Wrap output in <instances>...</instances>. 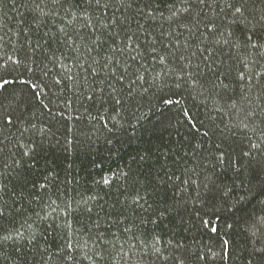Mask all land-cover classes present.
Segmentation results:
<instances>
[{"label":"trees","instance_id":"trees-1","mask_svg":"<svg viewBox=\"0 0 264 264\" xmlns=\"http://www.w3.org/2000/svg\"><path fill=\"white\" fill-rule=\"evenodd\" d=\"M172 2L88 9L97 29L91 38L104 42L97 49L101 62L117 32L118 47L127 32L145 52L140 63L121 57L132 65L129 75L143 64L144 80L132 83L134 76L116 81L108 70L94 77L86 49L74 51L77 37L64 43L60 29L73 15L81 37L93 31L81 27L87 20L73 5L53 10L41 0H0V64L8 65L5 79L16 81L0 97V112L14 119V126L0 122V225L7 230L0 235L14 234L24 221L31 225L20 229L23 239L0 244V264H264V236L251 235L246 217L234 213L218 222L211 216L223 185L247 183L240 166L251 172L264 153V50L247 39L257 40L264 0H244L247 7L235 18L223 0H190V10L176 15ZM113 14L121 23L109 31L104 25L111 21L102 17ZM209 21L228 43L207 38ZM152 47L158 51L149 53ZM177 65L197 71L203 87L177 88L180 76H163L162 68ZM33 83L39 87L31 89ZM161 97L180 103L164 105ZM253 143L260 149H251L255 159L244 157ZM201 217L213 224L201 226Z\"/></svg>","mask_w":264,"mask_h":264},{"label":"snow or ice","instance_id":"snow-or-ice-1","mask_svg":"<svg viewBox=\"0 0 264 264\" xmlns=\"http://www.w3.org/2000/svg\"><path fill=\"white\" fill-rule=\"evenodd\" d=\"M27 2V0H25ZM35 2V0H33ZM200 3L203 2V0H199ZM41 3H50L52 5V9L54 10L57 7H63L65 4H71L73 5L77 10H79V14L81 16H84L87 20L85 24H83L81 27L83 28H89L93 27V19L91 15L88 13V9H92L93 12H97L100 10L107 11L108 9H111L113 4L118 3L120 7H123L125 4H128L129 7L133 3V0H41ZM177 3L181 5H185V7L176 9ZM223 3L225 6L232 10L234 18L236 17V14L243 15V12L246 9V4L244 3V0H223ZM39 7V5H37ZM192 7V4L190 0H173L171 4L168 5L169 10L175 9L173 11V15H176V12H188L190 8ZM53 10H50L52 15H56ZM102 19L108 20L110 19L111 24H105L104 27L107 28L109 31H111V27L116 26L119 22L115 15L113 14L112 17L103 16ZM126 19V17H125ZM74 21H77V16L73 15V19L69 20L64 28L60 29V32L64 33V43L67 44L69 40L72 39V36L75 35L77 37L78 43L76 45V48L74 51H79L80 47H84L86 49L88 57L91 59V63L89 64L90 72L93 74V76H98L100 72H103L105 70L110 71L113 74V78L116 81H124L125 79H129L130 75L134 76L135 79L132 80V83H136L137 81L144 80V76L140 74V68H143V64H140V68L134 70L129 75V68L132 67V65L128 61L121 60V57L127 53V56L129 57V60L132 62L140 63V61H143L145 59V52L140 48V46L136 43L133 36L134 34H130L125 32L124 36L125 39L123 41V47H118L115 43V37L119 36L120 33H115L114 36L110 37L112 39V44L109 45L110 52L106 54L107 59H105L103 62H101L99 57V52H97V49L103 50V41L100 40L99 37H97L96 40H92V36L96 34L97 29L93 27V31L91 33L86 34V37H81L80 32L78 29L74 27ZM260 27L258 29L259 35L257 36L256 41H252L251 36H248L247 39L249 41V47L253 49H261L264 50V15H261L260 21H259ZM73 25V29L71 32H69L68 26ZM206 28H208L207 38L210 40H214L215 43L219 44L221 43V40L223 39L224 43H228L229 40L224 38V32L221 31L220 26L215 24L212 21H209L206 25ZM253 35L256 34L255 25H253ZM25 31H28V29H25ZM121 31H123V28H121ZM47 35V34H46ZM103 35V33H101ZM232 33H228V36L231 37ZM2 39V37H0ZM51 39V38H49ZM138 39V38H137ZM30 43V41H29ZM36 47H40V44L38 43ZM71 47V45H69ZM158 50L155 47H152L148 49L149 53H155ZM204 51H208L207 48L204 49ZM96 52V56H93L92 53ZM262 55H264V52H262ZM140 58L138 61L137 58ZM2 59V57H0ZM161 63L163 64L164 57L159 58ZM205 64L207 66L208 57H205ZM8 61H12V57H8ZM14 64H19L20 60L12 61ZM7 63L0 64V97H2L3 92L7 91L6 86L13 85L16 81L5 79L3 73V70L7 68ZM66 69H68V72L71 73V69L68 67L67 64L64 65ZM211 71V69H209ZM147 71V69H145ZM152 71H155V69H152ZM119 72V75H116V73ZM161 72L163 73V76L166 78L170 75H178L181 77V81L177 83L176 87L179 88L182 86V84H188L189 87L193 88L194 90L196 88L203 87L200 83V75L197 71H187L185 68H182L180 66H173L171 68H168L167 71H165L163 68L161 69ZM260 74L257 73V76ZM160 76V73H157L156 76L153 77V80L157 79ZM240 79L245 78V74L243 72L239 73ZM69 80H72V75H69L67 77ZM217 79H219V76L217 75ZM251 79V77H249ZM103 82V81H102ZM21 83H27L26 81H21ZM57 84L60 83L59 80L56 81ZM110 89L113 91H116V88L113 83L109 82L107 85ZM31 89H37L39 85L37 84H30ZM216 85L213 84V88H215ZM220 87L227 91L228 85L227 84H221ZM147 91V89H145ZM37 99H39L40 93H34ZM173 95H177L174 93ZM94 97H89V99H93ZM115 99V103L117 105L121 104V100L118 98L113 97ZM161 102L164 105H177L180 103V101L174 100L172 98H164L161 97ZM3 107V99L0 98V108ZM183 115L185 117L188 116V110L182 109ZM6 121L7 124L14 126V119L12 114H8L5 112H0V122ZM34 127V126H33ZM247 127V125H245ZM264 138V137H262ZM251 149H256L257 151H260L259 145L253 143L251 144V148L249 151L244 152V157H250L252 159H255V157H252ZM25 156H28V152H24ZM143 159V157H141ZM218 161L223 164V154L217 158ZM239 172H245V175L248 177L247 183H245L244 179H241L240 187L236 188L235 183H233L232 186H229L227 184H224L222 189L220 190V197H219V204L217 207H215L211 211V216L215 217V220L225 221L226 217H230L234 213H241L240 218H247L248 222V230L251 233L252 236H264V153H261V161L259 162L258 168H253L251 172H248L244 166H240ZM105 184L109 183V180L105 179L103 181ZM141 199L140 195L137 193V195L134 197V203H138ZM253 200L257 202L258 207L255 208V210L245 207L246 205H249ZM142 207V205H141ZM88 212H91L92 210L90 208L87 209ZM67 214V213H66ZM205 215H209V213H205ZM4 219V206L0 204V221ZM234 222H237L234 220ZM213 224L212 219H204L201 217V226L203 227H209ZM31 228V225H27V221H24L20 225V229L23 228ZM231 227V225H229ZM20 229H13L14 234H8V235H0V244H3L6 240H18L24 238V233ZM130 229L125 228L124 231L127 232ZM219 230V226H213L211 227L212 232H217ZM7 231L3 228L2 225H0V233H3ZM30 239L35 240L36 236L34 233H30ZM158 237H154L153 240H157ZM227 242L225 241V244ZM65 247L69 250L73 248V244L71 241H66ZM154 251L159 253L160 249L154 247ZM90 259V257H86ZM68 259H71V256L68 257Z\"/></svg>","mask_w":264,"mask_h":264}]
</instances>
